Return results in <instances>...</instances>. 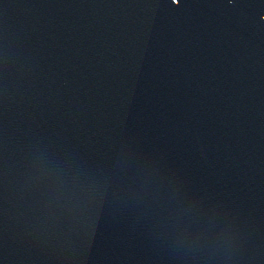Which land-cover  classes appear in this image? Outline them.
I'll return each mask as SVG.
<instances>
[{
  "label": "water",
  "instance_id": "95a60500",
  "mask_svg": "<svg viewBox=\"0 0 264 264\" xmlns=\"http://www.w3.org/2000/svg\"><path fill=\"white\" fill-rule=\"evenodd\" d=\"M0 264H264V0H0Z\"/></svg>",
  "mask_w": 264,
  "mask_h": 264
}]
</instances>
